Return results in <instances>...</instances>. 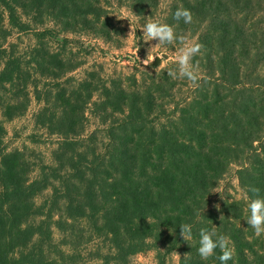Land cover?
I'll list each match as a JSON object with an SVG mask.
<instances>
[{"label": "trees", "instance_id": "trees-1", "mask_svg": "<svg viewBox=\"0 0 264 264\" xmlns=\"http://www.w3.org/2000/svg\"><path fill=\"white\" fill-rule=\"evenodd\" d=\"M132 1L142 15L148 0ZM179 1L192 22L172 18L176 4L167 21L201 46L195 95L183 104L165 73L140 88L131 78L133 89L93 72L67 79L79 64L44 44L48 34L61 43L47 31L35 34L27 59L4 48L13 31L45 21L57 33L110 37L96 0H0V264H132L146 251L157 264L172 251L180 264H219L196 252L199 230L213 226L234 249L227 264H264V251L235 224V204L223 203L220 220L205 206L230 164L240 165L244 194L258 188L264 197V28L245 26L264 0ZM30 90L40 104L35 125L58 138L49 164L3 144V123L26 113ZM89 109L101 140L84 137ZM186 222L188 242L178 227Z\"/></svg>", "mask_w": 264, "mask_h": 264}, {"label": "rangeland", "instance_id": "rangeland-1", "mask_svg": "<svg viewBox=\"0 0 264 264\" xmlns=\"http://www.w3.org/2000/svg\"><path fill=\"white\" fill-rule=\"evenodd\" d=\"M96 2L104 11V18L100 19L99 22L107 20L113 26L114 30L111 29L109 32L110 37L96 36L81 31L57 33L55 31L56 26L50 21H45L42 25L30 24V30L26 33L10 31L12 33L7 38L4 48L14 47L17 56L27 59L30 50L37 44L35 34L47 31L54 34L58 42L62 43V40H66V43L64 45L57 43L48 34L43 38L45 39L43 40L44 44L53 50L63 51L67 58H71L79 64V67L69 74L67 79L78 82L83 80L88 73L93 72L106 83L111 80H118L125 88L133 89L135 85L140 88L144 83L149 84L151 78L160 81L162 74L165 73L166 77L171 78L175 83V102L183 104L184 100L189 101V98L195 95L197 82L193 84L191 81L173 79L168 75L169 70L175 71L176 69L175 57L178 55V49L181 45L173 41L171 44L161 46L155 39L144 42L142 35L143 25L152 20H160L171 26L172 24L167 21L168 16L175 4L177 7H182L180 1L148 0L144 5L142 15L136 12L132 0H96ZM237 18L242 19L241 16ZM4 25L9 30L6 22ZM245 26L251 29H256L259 26L264 28V11L258 17L247 16ZM179 34L185 36L187 42H197V37L192 36L189 31ZM161 52L164 54L161 55ZM201 70L199 69V73H201ZM131 78L136 80L135 85L130 80ZM67 79L65 80L67 81ZM29 93V106L26 113L20 118L3 123L6 130L3 144L7 150L25 151L33 164L38 163L39 160L49 164L50 155L56 149L58 138L50 137L44 130L35 125L34 116L40 109V104L34 98L31 90ZM85 118L84 137L96 133V140H101L100 131L102 127L93 117L90 109L86 111ZM239 166V164H230L223 178L216 183L215 189L211 192L207 204H205L206 213L212 212L220 220L222 218L221 209L224 208L223 203L235 204L233 210L236 216L239 217L235 224L243 230L244 235L256 251H264V234L259 237L254 236L252 229L244 221L247 215L246 200L236 176ZM36 174L37 171L32 175L33 178ZM41 199L42 197L39 198V200ZM216 205L219 206V210ZM205 217H207V214ZM179 262V253L172 251L166 256L164 264H180ZM131 263L157 264L156 254L154 251L140 253L131 258Z\"/></svg>", "mask_w": 264, "mask_h": 264}, {"label": "clouds", "instance_id": "clouds-1", "mask_svg": "<svg viewBox=\"0 0 264 264\" xmlns=\"http://www.w3.org/2000/svg\"><path fill=\"white\" fill-rule=\"evenodd\" d=\"M172 18L177 21H183L184 24L192 22V13L189 9L178 7L173 13ZM142 35L144 42L156 40L161 46H166L176 41L181 45L178 49V55L175 57L176 69L169 70L168 75L173 79H185L195 84L198 80V74L192 64V58L198 54L200 44L187 42V38L174 31V28L160 20H152L143 25ZM164 53L161 52V55ZM251 195L245 193L246 200V218L247 226L252 229L254 236L264 234V197L259 195L258 188H249L247 190ZM219 210V206L216 205ZM179 236L183 241L192 240L193 224L190 222L182 223L179 226ZM196 252L201 260L207 261L210 257H215L219 264H227L232 259L234 249L230 245V239L225 234L217 233L215 226L211 229L201 228L198 233ZM219 249V254L216 250Z\"/></svg>", "mask_w": 264, "mask_h": 264}, {"label": "water", "instance_id": "water-1", "mask_svg": "<svg viewBox=\"0 0 264 264\" xmlns=\"http://www.w3.org/2000/svg\"><path fill=\"white\" fill-rule=\"evenodd\" d=\"M164 58H165V56H164Z\"/></svg>", "mask_w": 264, "mask_h": 264}]
</instances>
